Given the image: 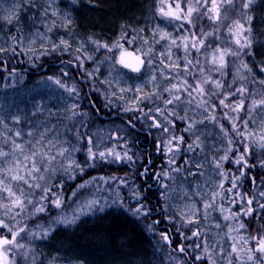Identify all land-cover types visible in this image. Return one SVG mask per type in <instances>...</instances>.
<instances>
[{
  "label": "snow or ice",
  "instance_id": "1",
  "mask_svg": "<svg viewBox=\"0 0 264 264\" xmlns=\"http://www.w3.org/2000/svg\"><path fill=\"white\" fill-rule=\"evenodd\" d=\"M77 2L78 0H71L72 4ZM257 2L258 0H157L156 15L169 23L179 22L178 31L185 30L187 35L177 39L172 33L157 25L152 30L151 41H149L139 37L138 34L130 36L124 30L126 26L122 25L121 35L111 45L100 43L92 37L88 38L90 43L95 45L94 51L103 48L113 54L114 66L120 65L123 69L141 75L145 67L150 69L153 67L155 52L152 45L159 44L161 41L168 42L165 45L166 53H159L160 57L166 55L168 61L165 63L164 59L160 60L161 83H157V74L154 70L146 81L152 84L153 90L145 93L144 86L138 85L134 90L136 95L127 102L133 106L125 105L123 111L125 113L142 111L139 105L144 101H152L153 98L162 100L164 104V108L155 109L163 119L151 117L153 122L150 125L170 133V138L164 145L167 153L171 154L168 161L169 170L157 176L158 178L163 176L166 180L173 182L177 177L182 178L179 189L171 188L169 184H161L163 189L161 197L167 201L169 192L179 190L182 196L190 201L185 204L186 210L182 219L185 221V227L192 225L196 230L189 228L191 235L181 232L180 235L186 243L177 245L172 251L189 257L191 264H218L217 257L223 261V264H264V222H261L264 221V200H256L255 195L249 198L247 193L234 191L241 186L239 182L246 176V170L256 166V164H250L248 160V157L252 156L253 146L258 147L261 150V156L264 157V78L257 79L245 59L253 55L254 45L261 43L253 29L254 8ZM25 7L39 10L40 27L28 33L23 31L22 26H18L19 13ZM58 20L60 23H57ZM204 20L208 21L210 30H205L202 24ZM0 22L15 27V34L9 35L7 41L0 36V45L8 44L7 47L0 46V53L10 51L13 55L29 52L35 54L37 44L40 50L50 46L52 51L66 52L71 48L69 40L61 37L58 42H55L50 35L57 28L68 30L73 24L71 14L61 12L58 0H44L43 6L39 0H13V5L7 10V14L0 15ZM186 25L191 27L185 28ZM132 31L136 33L135 29ZM143 31L144 29H140V32ZM137 39L143 40L141 46L125 47V44L135 45ZM145 45L148 47L145 48ZM18 48L19 52H17ZM173 48L177 51L182 50L183 57L174 59ZM193 51L197 54L196 57L192 56ZM75 52L78 54L76 60L79 61L80 67H84V61L95 59L93 54L86 52L83 43L75 49ZM81 53L83 55H80ZM40 54L46 55L47 51H40ZM200 56L204 58L203 63ZM181 59L183 67H181ZM98 71L99 68L94 69V72ZM260 71L264 73V66L260 67ZM92 74L88 73V75ZM48 80L63 88L69 96L77 92L75 86L69 87L61 79L48 77ZM119 80L120 78H117L115 81L117 86ZM172 80L176 82L173 83ZM165 81L168 84L161 91ZM105 83L112 86L111 81H105ZM130 91L133 89L119 87L120 95L117 98L123 101L124 93ZM164 93H167V98L164 97ZM116 95L113 91L112 96L116 97ZM110 103L112 101H109ZM181 103L188 106L193 112L192 116H189L188 111L180 115L175 110V107ZM169 105H173L174 108L170 110ZM77 107L78 105L72 104L73 115H76ZM151 111L152 109L149 108V112ZM143 114L148 116V113ZM12 120L14 123L20 122L17 116H13ZM176 121L184 125L182 132L189 135L191 142L186 141L183 134H175L179 128ZM128 124L131 127L135 126L131 118ZM0 125L3 129H7V131L0 130V264H20L21 261L28 264L30 257L32 264H36L31 242L47 238L52 228L51 225L48 228L37 225L39 231H36L30 229L23 220L33 219L38 214L45 213L49 205L56 209L63 207L62 194L53 191V186L48 183V177L55 175L53 162L57 160V157L64 158L68 150L61 148L53 153L52 141L48 140L45 143L47 129L40 132L39 137L35 139L36 134L29 131L26 134L29 139L24 140V134L19 130L13 132L8 128L3 117H0ZM197 125H211L218 128V138L222 137L226 143L221 148L213 145L212 165L220 177L219 183L212 188L206 182L204 190H201V185L194 184L192 191L189 192L184 187L187 178L203 176L202 169L205 167L204 162L195 159V155L204 152V141L201 139L204 133L197 135ZM86 143L89 160L95 161L97 158L104 160L108 157L116 161L132 159L126 151L122 156L112 148L94 151L93 148L99 149L100 145L99 143L93 145L91 137L87 138ZM220 151H223V155L217 158L215 153ZM181 152L194 154L193 157L184 160L183 167L176 165L177 156ZM237 153L239 154L236 155ZM224 161L236 164L239 175L233 174L230 177L229 173L223 171ZM172 165L176 166L172 167ZM259 166L264 168V159L259 160ZM75 169L81 172L84 170L74 159H69L68 166L64 169L69 178H74L71 172ZM95 179L94 177L93 180ZM225 182H228L230 187L225 188ZM252 182L255 183V180ZM89 183L91 182L86 181L78 185L72 195L76 196L77 192L86 188ZM37 191L39 200L35 199ZM134 195L139 202V194ZM259 196L264 198V191H260ZM195 198H199V206ZM217 198L222 202L219 205ZM224 201L232 205L243 202V207H238L236 210L232 207L225 208ZM98 203L99 201L95 199H89L81 204L71 217L60 215L55 217L52 223L66 226L75 224L85 210H91ZM129 211L138 217L149 214L142 203ZM213 211H219L223 220L229 223L225 225L227 232L220 239L210 241L208 234L200 225L202 221L209 220L210 213ZM214 227L220 229L221 225L216 223ZM161 239L171 246L172 241L167 234L162 233ZM221 241L228 243L227 251ZM187 242H190L191 252ZM17 257L20 259L18 260ZM170 259L174 264H187V261L177 257L170 256Z\"/></svg>",
  "mask_w": 264,
  "mask_h": 264
},
{
  "label": "trees",
  "instance_id": "2",
  "mask_svg": "<svg viewBox=\"0 0 264 264\" xmlns=\"http://www.w3.org/2000/svg\"><path fill=\"white\" fill-rule=\"evenodd\" d=\"M143 2L144 0H101L99 8L92 11L85 20L86 26L90 31V37L96 39L94 36L106 35L108 41L112 44L114 42L113 32L117 30L120 36L122 25L126 26L124 30L127 31L130 36L138 34L139 37H142L140 28H137L139 27V21H136L145 17V8L147 5ZM29 17L30 16L24 12L19 14L20 24L18 26H22L25 33L30 32L38 21V17L35 16L34 23L31 26V21L34 17L30 20ZM134 22L135 26H133ZM1 26L2 24L0 22V34H2ZM86 29L87 28H85V30ZM133 29L136 30V33H133ZM205 30H210V26H205ZM14 34L15 27L8 25L6 37L8 38L9 35ZM209 39L211 40L212 38ZM82 40L84 41L83 36ZM140 41L141 39H137V42ZM89 44L92 45L90 41ZM255 48L256 53L264 52V37L261 43ZM18 50L19 48L17 51ZM21 55L14 58L15 66L11 64L13 60L6 56L4 61L8 72L4 73L0 69V102H7L11 105L10 110L12 115L19 117L29 114L32 107H36L39 101L46 100V96H43L40 100L34 98L35 96L29 97L30 87L35 86L37 82L42 79L48 77H61L66 73L71 76L69 82L72 83V87L76 85L80 90V97L84 102L81 109L83 115H78L79 113L73 115V112L68 113V116L67 114L62 116L57 115L60 127L67 129L68 119L71 121L74 117L79 118L81 116L83 117L82 124H88V126L93 129L103 130L120 128L124 133L123 137L121 135L122 138H120L118 143L122 145L108 146L105 148H112L122 156L126 151L128 156L132 157L130 161H116L112 157H108L104 160L97 158L95 161L92 160L91 163L89 162V165L79 164L84 170L83 172L79 169L72 171L71 176L74 178H69L68 174L61 172L51 179L49 184L53 186V191L57 194H62L63 199H67L68 196L72 195L73 191L77 190L78 185L90 181L93 183V186H90L89 184L91 183H89L88 187L80 189L77 193L86 190L85 193L87 194L89 193L87 189H94L95 184H105L111 187L109 188L110 190L117 191L116 196L120 201V203H115L111 212H108V218L99 220L94 225L91 224L88 227H84L83 229L85 231L79 234V238L74 241L75 244L70 245L72 247L74 246L76 253L81 254L87 261L93 264H164L166 258H158V249L161 248L164 250V245L161 242L159 234H168L173 241V248L186 242L184 240L181 242V239L179 240L182 226H172L169 217H164V211L167 208L168 200L165 201L161 197V192L163 191L161 184H169L170 187H173L176 186L178 182H181L182 178L177 177L176 181L173 182L166 180L163 176L159 178L157 176V174L169 170L168 161L171 155L167 153V149L164 147L167 140L170 138V133L163 132L162 130L156 131L154 129L157 128L150 127L153 122L151 117H156L155 113L157 112L153 109L149 112L148 109L142 113L136 114L135 119H132L135 126L131 127L128 124L129 119L114 112V107L106 109L105 102L98 93L91 94L85 91L84 85L78 80L79 76L77 71L74 70V66L72 67V65L68 64V54L62 53L57 56L58 58L56 60L52 58H43L38 62L29 63L25 62V59ZM42 65L44 67H41ZM0 67L3 68L4 65L0 63ZM43 68L46 69L45 72H43ZM11 71H17V73H12ZM7 75H11L12 78L17 80V86L5 90L6 88L4 85L7 83ZM21 77H23V80H19ZM228 79L230 81L231 77L229 76ZM168 108L170 110L173 109L170 106H168ZM176 109L175 107V110ZM106 111H110V113H106ZM143 113H148V116H145ZM178 113L183 115L182 109H180ZM157 119L159 120V118ZM48 122L52 123L53 121L48 120ZM176 123L179 128L175 131V134H183L185 140L191 142L189 135L182 132L184 125L180 121H176ZM210 126L211 125H203L202 127H198L201 128L202 131L197 134L200 135L204 133L201 137L204 141V152L195 155V159L204 162L205 167L203 171L205 172V176L211 174V170L215 172L212 165L213 145L216 148H221L226 143L222 137L218 138L219 131H214L215 127L210 129ZM168 127L171 129L170 125ZM58 128L59 127L56 129ZM182 147L184 146L182 145ZM105 148L104 150H106ZM238 154L239 153L236 155ZM193 155L194 154L191 153L181 152L177 156L176 165L183 167L184 160L193 157ZM215 155L218 158L223 155V151L216 152ZM232 159L234 160L235 157L233 156ZM260 159H264V157L261 156V150L253 146L252 156L248 157V160L250 164H256V166L246 170V176L242 177L239 182L241 186L234 191L247 193L249 198L255 195L256 200H264V198L259 196V192L264 191V183H262V181H264V168L259 166ZM93 165L97 167V171L93 169ZM176 165H172V167ZM237 168L238 166L233 162H223V171L229 173L230 177L233 174L239 175ZM113 176H115V179H110ZM94 177L96 178L95 180H93ZM101 177L104 179H100ZM200 177L199 175L188 177L187 183L193 182L198 178L200 179ZM253 180H255V183L252 182ZM110 181H112L113 184L109 183ZM113 185L114 187H112ZM228 187H230V184L225 182V188ZM136 193L139 194V202L134 195ZM141 203L145 205V210L149 213L147 217H138L129 211L131 208L139 207ZM220 203L222 202L217 198V204L219 205ZM223 204L225 208L232 207L233 210H236L238 207H243V202L239 205H232L228 203V201H224ZM253 206H255V204ZM211 215L212 225L219 223L221 228L216 229L213 227L211 228L213 232L209 234V231H205L202 228L203 223H201L200 227L208 234L209 240L213 241L220 239V237L227 232V227L225 225L229 222L223 220L219 211H213ZM153 219L154 221L161 219L162 223L160 222V228H157L155 223L152 224L154 227L149 230V221ZM163 223H165L166 227L162 226ZM189 228L196 230L192 225H189L188 229ZM188 229L184 232L182 230V233L191 235ZM217 233H219V235H217ZM61 242L63 243V240ZM221 242L224 243L225 250L227 251L228 243L224 241ZM187 243H189V252H191L190 242ZM177 257L180 260L187 261V264H191L189 257L181 254H178ZM217 261L218 264H223L220 258H218Z\"/></svg>",
  "mask_w": 264,
  "mask_h": 264
},
{
  "label": "rangeland",
  "instance_id": "3",
  "mask_svg": "<svg viewBox=\"0 0 264 264\" xmlns=\"http://www.w3.org/2000/svg\"><path fill=\"white\" fill-rule=\"evenodd\" d=\"M101 0H78L76 4H72L71 0H58L59 8L61 12H69L71 14V17L73 19V24L70 29L65 30L63 28H57L51 33V38L53 41L58 42L59 38L63 37L66 40H69L71 44V48L66 51L62 52L60 50L52 51L51 47L48 46L44 50L39 49V44H37V52L35 54L29 52L27 54H19V55H13L10 51L0 53V58L4 59L9 57V59H12L11 64L15 66V60L14 58L19 57L20 55L25 59V62H35L40 61V59L43 58H52L53 60H56L58 55H61L62 53H66L69 55L68 57V63L74 66V70L78 73V80L81 82L82 85L85 87L86 92H90L91 94L98 93L100 97L103 98L106 109L114 107L117 114L124 116L125 118H131L135 119V115L138 113H142L149 108L155 110L157 107L164 108V104L162 100H156L153 98L152 101H144L142 104L139 105V109H142V111L137 110L136 112H128L125 113L123 111V107L126 105L128 107H132L130 103H127L132 99L135 93V88L138 85L144 86V92L148 93L153 90V86L151 83H146V81L150 78L153 71L155 70L157 74V83H161V79L159 76V69L162 67L160 64V60L164 59L165 63H167V56L160 57L159 53L165 52V45L168 43L167 41H161L159 44H154L152 47L154 48L155 55L153 56V67L150 69L146 67L145 71L143 72V75H140L138 77L130 75L125 69L119 67L118 65L114 66V60H113V54L108 53L106 49H99V51H94L95 45L89 44V37H90V31L88 27L86 26V18L90 13L94 10H97L99 8ZM262 2V3H261ZM39 3L41 6L44 5V0H39ZM147 6L145 8V17L140 18L136 22L139 21L138 25L140 29H144L142 34L143 39H148L151 41L152 37V30L156 28L157 25H159L160 28L164 29L167 32L172 33L174 38H179L180 36L187 35L188 33L185 30H179L178 31V24L179 22H172L169 23L167 20L161 18L159 15H156V8H157V0H144V2ZM13 5V0H0V15H6L7 10L10 9ZM21 12L26 13L29 15V20L31 18V26L34 23L35 16L38 17V21L35 23V27L31 29V31H34L36 28L40 27V19H39V10L37 8H27L25 7ZM21 12L19 14H21ZM254 14H255V20L253 22V29L259 40L261 41L264 37V0H258L255 8H254ZM57 23H60L58 20ZM1 26V33L0 36H3L4 40L7 41L6 37V31H7V24L2 23ZM202 24L205 26H209V23L207 20L202 21ZM135 26V22L133 24ZM191 26L186 25L185 28H189ZM85 28H87L85 30ZM43 30V29H41ZM30 31V32H31ZM109 33V32H108ZM82 36L84 37V41L82 40ZM96 40H98L100 43H108V38L106 35L104 36H94ZM113 38L114 41L119 38V33L117 30L113 32ZM157 39L159 37L157 36ZM83 43L85 50L89 54H93L95 59L93 61H84V67L79 66V61L76 60V55H78L75 52V49L80 46V44ZM123 43V42H122ZM143 44V40L141 39L140 42H137L135 45L129 46L125 44V47L134 48L139 47ZM259 43L255 44L253 47V55L246 57V61L248 62L249 66L253 69V73L257 77V79L264 78V73H261L260 67L264 66V52H258L256 53V46ZM0 46L7 47V43H3ZM145 48L148 46L145 45ZM20 49L17 51L19 52ZM40 51H47L46 55H41ZM173 58L180 57L182 58L184 53L182 50L177 51V49L173 48ZM80 55H83L81 53ZM192 56L196 57L197 54L193 51ZM201 62H204L203 56H200ZM2 67V66H1ZM0 67V69H1ZM12 67V66H10ZM41 67H44L43 65ZM181 67H183V60L181 59ZM40 68V67H39ZM99 68L98 72H94V69ZM37 69V68H36ZM45 69V68H43ZM85 69L87 71H85ZM88 73H93L92 75H88ZM53 79H61L65 84H67L69 87H72V83L69 82L71 79V76L64 73L61 77H52ZM120 78L119 85L116 84V79ZM23 80V77L21 79ZM7 83L4 85L5 90L7 88H11L13 86H17V80L12 78L11 75L6 76ZM105 81H111L112 86L110 87L108 83H105ZM173 83H175V80H172ZM168 82H163L161 86V91L164 86H167ZM119 87L124 88H131L133 91L124 93V100H120L117 97H119ZM75 88L77 89V92L74 93L72 96H69L68 93L63 89L60 88L58 85L53 83L52 81H49L48 78L42 79L37 82L35 86L30 87V96H35L34 98H37L40 100L43 96H46L45 101H39L37 103L36 107H32L29 114L19 116L20 122L14 123L12 120V117L15 115H12L11 112V105L9 103H4L3 101L0 102V117L4 118L5 123L7 124L8 128L12 129L13 132L19 130L21 131L23 135V139L27 140L29 137L26 135L27 132L33 131L36 135L35 138L39 137V133L45 131L47 129V132L45 134V143L48 140L52 141V144L54 147L52 148V152L55 153L59 151L61 148L67 149L68 152L66 153L64 158L57 157V160L53 162L52 167L55 169V175H49L48 177V183L51 181L54 176H56L58 173L65 172L64 169L68 166V160L74 159L77 164L82 165H89V162L91 163L92 160H89L87 157L86 149L88 147L86 141L88 137H91L93 140V145L96 143H99L100 147L99 149L93 148L94 151H103L105 147L108 146H121V143H118L120 138L123 137L122 129L117 128H110V129H93L92 127H89L88 124L83 125V117L72 119L71 121L68 119V128H61L60 123H58V116H62L64 114L71 113L72 104L78 105L76 109V113H79L78 115L82 114V106H83V99L80 97V90L75 85ZM116 92V97L112 96V92ZM164 97L167 98V93H164ZM109 101H112V103L109 104ZM102 103V101H101ZM171 108H174L173 105H169ZM195 107L194 105L192 106ZM176 111L179 112L180 109H182L183 114L185 111H188L189 116L193 115V112L189 110L188 106L184 103H181L178 107H176ZM106 113H110V111H106ZM156 118H159V120H162L163 118L159 116V113H155ZM48 120H52V123H49ZM83 126H82V125ZM88 126V127H87ZM203 125H197L198 127H202ZM59 127L58 129H56ZM213 126H210V129H212ZM0 130L7 131V129H3V126L0 125ZM120 130V131H117ZM154 130H161V129H154ZM202 131L201 128H198L197 134H199ZM214 131H219L218 128H214ZM79 135V139H78ZM122 135V137H121ZM158 137V135H157ZM119 138V139H118ZM112 142V143H111ZM78 149V150H76ZM106 149V148H105ZM7 150V149H6ZM93 169L98 170L95 165H93ZM204 169V168H203ZM202 169V171H203ZM77 170V169H75ZM204 172V171H203ZM81 173V172H80ZM205 173V172H204ZM115 177V176H113ZM199 179V178H198ZM194 180L193 182L186 183L184 187H186L189 192L192 191V186L194 184L201 185V190H204L205 183L215 188V185L219 183V176L216 172L211 170V174L208 176H201L199 180ZM109 183L113 184L112 181ZM90 186H93V183L89 184ZM88 187V186H87ZM114 187V185L112 186ZM181 187V182H178L176 186H173L171 188L179 189ZM109 185L105 184H95L94 189L89 188L82 191L81 193H77L76 196L70 195L67 199H63L64 204L61 209H56L52 206H49L48 210L45 213H40L33 219H27L25 218L23 220V223H26L30 229H34L36 231H39L37 228V225H42L44 228H48L51 225L52 231L50 235L47 238L44 239H36L32 241L33 245V255L36 257V264H93L92 262H89L84 258L81 254H78L75 252L74 246L72 247L70 244H75V240L79 238V234H82V231H85L83 228L88 227L89 225L96 224L99 220L106 219L109 217L108 212H111L113 209V206L115 203H120L119 198L116 196L117 191L110 190ZM116 190V189H114ZM59 194V193H58ZM169 199L167 202V208L164 211V217H169V220L172 223V226H182V229L180 230L183 232L188 229V227H185V221L182 219V215L185 212V204L190 203L188 201L187 197H183L182 193L177 191H171L168 193ZM36 200H39V192L37 191ZM89 199H95L99 201L97 205H95L91 210H85L84 214L80 215V218L76 221L75 224L71 225H64V224H54L52 223L53 219L57 216L63 215L66 217H71L75 210L84 202H86ZM197 200L198 206H199V198H195ZM115 201V203H114ZM101 208L103 210H101ZM210 213L209 220L207 222L202 221V228L205 231H209V234L213 232L211 228L214 227L212 225V214ZM147 217V216H146ZM145 217V222H146ZM162 223L161 219L158 220H151L149 221V226H151V229H153L154 226L152 224L155 223V226L157 228H160L159 226ZM164 227H166L165 223H163ZM177 228V227H176ZM181 228V227H180ZM178 229V228H177ZM179 230V229H178ZM179 231V232H180ZM179 234V233H178ZM161 237V234H159ZM181 239V242L183 238L180 236L179 240ZM63 240V243L61 242ZM162 244L164 245L162 250L161 248L158 249L159 255L158 258L161 257L166 258L164 261V264H174V262L170 259L171 257H177L178 253H175L171 251L167 243L161 239ZM178 258V257H177ZM219 257H217L218 259ZM19 260L20 258L17 257ZM179 259V258H178ZM223 262V261H222ZM20 264H24L23 261L20 262ZM28 264H32L31 257L29 258Z\"/></svg>",
  "mask_w": 264,
  "mask_h": 264
},
{
  "label": "water",
  "instance_id": "4",
  "mask_svg": "<svg viewBox=\"0 0 264 264\" xmlns=\"http://www.w3.org/2000/svg\"><path fill=\"white\" fill-rule=\"evenodd\" d=\"M1 62L3 63V64H5V61L4 60H1ZM144 70V69H143ZM143 70H142V72H143ZM2 72H7V69L6 68H3L2 69ZM13 73H17V71H12ZM132 73V72H131ZM133 74H137V75H139L138 73H133Z\"/></svg>",
  "mask_w": 264,
  "mask_h": 264
},
{
  "label": "flooded vegetation",
  "instance_id": "5",
  "mask_svg": "<svg viewBox=\"0 0 264 264\" xmlns=\"http://www.w3.org/2000/svg\"><path fill=\"white\" fill-rule=\"evenodd\" d=\"M172 241V240H171ZM173 241H172V244H171V246L169 247V249L172 251V249H173Z\"/></svg>",
  "mask_w": 264,
  "mask_h": 264
},
{
  "label": "bare ground",
  "instance_id": "6",
  "mask_svg": "<svg viewBox=\"0 0 264 264\" xmlns=\"http://www.w3.org/2000/svg\"><path fill=\"white\" fill-rule=\"evenodd\" d=\"M45 71H46V69L43 70V72H45ZM165 234H166V233H165ZM167 235H168V234H167ZM168 236H169V235H168ZM169 238H170V237H169ZM167 246H168V248L170 247L168 244H167Z\"/></svg>",
  "mask_w": 264,
  "mask_h": 264
}]
</instances>
